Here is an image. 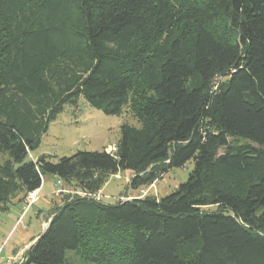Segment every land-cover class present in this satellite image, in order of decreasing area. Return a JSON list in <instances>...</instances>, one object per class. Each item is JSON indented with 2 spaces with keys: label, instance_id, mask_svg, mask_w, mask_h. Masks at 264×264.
Segmentation results:
<instances>
[{
  "label": "trees",
  "instance_id": "trees-1",
  "mask_svg": "<svg viewBox=\"0 0 264 264\" xmlns=\"http://www.w3.org/2000/svg\"><path fill=\"white\" fill-rule=\"evenodd\" d=\"M81 99L137 126L113 153L30 158ZM189 161L166 196L96 199ZM45 177L81 195L22 264H264V0H0V212Z\"/></svg>",
  "mask_w": 264,
  "mask_h": 264
},
{
  "label": "rangeland",
  "instance_id": "rangeland-1",
  "mask_svg": "<svg viewBox=\"0 0 264 264\" xmlns=\"http://www.w3.org/2000/svg\"><path fill=\"white\" fill-rule=\"evenodd\" d=\"M124 123L137 126L127 110H124L118 117L108 116L91 108L81 99L77 108L65 107L56 120L49 124L47 132L41 138L40 146L36 151L30 153L29 157L36 159L41 155H48L53 158V161H56L62 157H70L79 151H108L109 148H115L120 137V126ZM192 168L193 162L189 161L182 168L169 170L161 181L136 191L129 189L131 175L119 172L108 179L100 190L101 192L97 194V199L104 204H114L119 198L147 195L163 197L186 181ZM42 185V193L46 197L40 198L39 192H37L35 202L27 211L24 212L23 205L20 207L21 204H9L8 211L0 212V264L11 263L17 258L22 259V255L32 244L31 241L42 234L51 212L61 204L62 197L81 195L72 186L62 184L60 187L51 177H45ZM51 191L54 193L50 196ZM36 209L44 212L42 216L36 214ZM213 209L211 207L207 210ZM66 254L70 256L71 264H94L81 261L78 257L71 255L72 252Z\"/></svg>",
  "mask_w": 264,
  "mask_h": 264
},
{
  "label": "built area",
  "instance_id": "built-area-1",
  "mask_svg": "<svg viewBox=\"0 0 264 264\" xmlns=\"http://www.w3.org/2000/svg\"><path fill=\"white\" fill-rule=\"evenodd\" d=\"M115 151V148H109L108 153H113ZM56 184L59 185L61 187L62 182L60 180H56ZM38 190L32 193H29L24 201V212L28 210V208L35 202L36 200V194H37ZM97 199V197H96ZM98 200V199H97ZM23 259L21 258H17L15 261H11V263L6 262L5 264H22Z\"/></svg>",
  "mask_w": 264,
  "mask_h": 264
},
{
  "label": "crops",
  "instance_id": "crops-1",
  "mask_svg": "<svg viewBox=\"0 0 264 264\" xmlns=\"http://www.w3.org/2000/svg\"><path fill=\"white\" fill-rule=\"evenodd\" d=\"M42 184H43V182H42ZM42 188H43V185H41L40 189L38 190V192H39V197H40V198L46 197V196H44L43 193H42ZM99 192H101V191H99ZM53 193H54V191H51L50 196H51V194H53ZM49 198H53V197H49ZM41 200H42V199H41ZM21 206H22V205H20V207H21ZM34 206H35V205H34ZM35 212H37L36 214H37V215L39 214V216H42V214L44 213L42 210H39V209H36Z\"/></svg>",
  "mask_w": 264,
  "mask_h": 264
}]
</instances>
